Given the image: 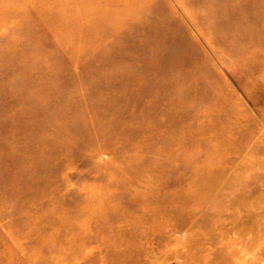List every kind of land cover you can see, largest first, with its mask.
<instances>
[{
  "label": "rangeland",
  "instance_id": "obj_1",
  "mask_svg": "<svg viewBox=\"0 0 264 264\" xmlns=\"http://www.w3.org/2000/svg\"><path fill=\"white\" fill-rule=\"evenodd\" d=\"M166 39L178 49L167 60ZM213 108L225 113L219 121L208 118ZM101 125L105 134L115 126L108 138ZM230 131L239 149L227 146L220 153L228 158L210 160L229 189L192 199L194 159L207 158ZM49 146L57 149L44 151ZM0 158V190L44 179L49 217L75 213L67 228L81 245L75 258L59 257L55 239L39 235L40 212L31 209L46 196L30 195L31 209L15 220L14 198H0V237H11L0 246V264H34L24 261L39 255L54 256L53 264H113L107 252L122 223L120 205L128 209L125 224L127 215H155L142 225L141 263L191 264L175 242L201 220L210 233L194 264H264V178L252 168L242 183L230 181L248 160L264 173V0H0ZM129 182L156 184L172 208L184 198L192 210L186 227L163 225L155 186L145 202L147 188L120 194ZM242 193L257 205L245 223L263 229L259 239L205 217L216 200ZM150 226L159 229L151 234ZM43 228L61 229L54 221Z\"/></svg>",
  "mask_w": 264,
  "mask_h": 264
},
{
  "label": "bare ground",
  "instance_id": "obj_2",
  "mask_svg": "<svg viewBox=\"0 0 264 264\" xmlns=\"http://www.w3.org/2000/svg\"><path fill=\"white\" fill-rule=\"evenodd\" d=\"M170 42H168L167 44V39L165 40V47L167 49V54H166V60L171 56V50H175L178 51V49H176V47L173 44H170ZM119 85L120 87H124V84L122 83V81H119ZM210 112V113H209ZM209 117L210 120L213 121H219L222 117H223V111L219 108H213L211 111H209ZM118 122H115V124H117ZM233 126H229V129L232 128ZM100 128V133L103 130V134L102 137L104 138H108V135L110 134V130H114L115 126H111L110 130L108 131V133L105 134V131L107 129L104 128L102 125L99 127ZM108 134V135H107ZM234 135L233 133L230 132H225L222 133L220 135V137L218 138V140L214 143V149L210 152V155L207 156V158H203V157H197V161L196 159L194 163V175L192 177V185L190 186V188L188 189L190 192V196L192 197V199H199V195L200 193H205L208 194L209 191H211V189L221 185L223 186V189L228 190L229 186L231 185H227L225 186L224 182H222L224 176H223V170L220 168H211L210 166V160H212V158H214V156H222L224 159L228 158L227 155H221V151L222 148H225L227 146H231L233 148V150H238L240 144H238L235 140H234ZM231 147H229L231 149ZM49 146L48 148L44 147V151H55L57 148ZM54 149V150H53ZM217 149V150H216ZM14 151V150H13ZM43 150L41 151V153L43 152V154L45 153ZM216 151H218L220 153V155L216 154ZM16 152V151H14ZM227 152V151H226ZM224 151V153H226ZM52 154V153H51ZM76 154H81L80 150H76V153L74 151V155ZM227 154H229V152H227ZM1 159V158H0ZM78 160V159H77ZM3 162V161H1ZM263 165V164H261ZM264 166V165H263ZM261 166V168L263 167ZM259 167V162L257 161V163L255 164L254 161L248 160V162L245 164V166H240L237 167L235 169V174H233V176L231 175L230 181L231 182H238V183H242V179L245 177V172L246 170L249 172L252 170V175L256 176L258 181H261L262 178H264V173H256V169ZM262 170V169H261ZM264 170V169H263ZM262 170V171H263ZM37 172H39L37 170ZM135 172V170H134ZM264 172V171H263ZM40 173V172H39ZM36 174V172H35ZM44 174V173H43ZM36 184H34V186L32 185V188H28L27 185H25L24 180L25 179H20L17 180V184H14L11 190L9 189H1L0 190V198L1 199H13V206L11 207L10 210H8V212L11 214H9L12 218L17 219L16 214H20L22 210L24 209H31V206H29L27 204V199L30 195L32 194H36L37 196H46V201H42L39 205L40 207L37 206H33V208L31 210H36L39 211L40 214L37 215L39 217H37V222L40 225L38 227V231H39V235L42 236V239H47L48 241L50 239H55L58 248L60 249V255H58L59 257H63L65 256L66 258H72V257H76V253H77V249H79L81 247L80 244H78V240L79 237L76 234V230L75 229H68L67 228V222L69 219H71L72 216V220L75 219V217H77V215L74 213L69 214L67 217H62L61 219H56V218H50L47 211L53 210V206L51 205L52 203L50 202L48 196L47 195V189H48V183L44 180V179H40L38 176L36 177ZM156 180L158 179H154L153 181L156 182ZM221 182V183H220ZM153 183V182H152ZM121 184V183H120ZM134 183L130 184L127 183L128 187H124L123 190H121L119 193L120 194H124V192L127 191H132V190H142L144 188L147 192L143 195L144 197L142 198L145 202V199L147 197V194L150 190V194H153L154 191L152 190V187L155 186V191L157 192V186L156 184L153 183H147L145 184L146 186H144L142 184L141 188H139L137 185L136 187L133 185ZM152 185V187H151ZM50 192L52 191L51 189H49ZM59 191V189H58ZM155 192V193H156ZM57 193V191L55 192V194ZM248 193V192H247ZM15 196H14V195ZM148 194V195H150ZM193 194V195H192ZM243 195H237L233 198L234 201L231 202H220L218 203L217 200L214 203V205H212V209L210 211V213L205 216L206 218H210L213 221H215L217 223V225H220L221 222H225V224L230 223V224H234L235 226H239L238 229H236L237 233H243V234H247V237H250V239H253V237H257L258 239L261 236V232H262V228H259L258 226H256L255 228H246L247 223L246 219L252 217V219H255V215H256V208L257 205L256 203L251 204L248 200V198H250L248 196V194L246 193H242ZM28 195V196H27ZM13 197V198H12ZM148 200H152L153 197L151 198H147ZM157 199V200H156ZM160 199V201H159ZM158 203V210L159 213H163L165 216L162 217V222L163 225L166 223L170 225V227L174 224V227L177 228L176 230L178 232L179 229L181 230V228L186 227V221L189 219L188 215L189 213L192 211L191 208H183L185 205L184 202V198L181 199L178 202H175L176 205L174 208H172V205H169L170 202V196L168 194H166L165 192L163 193L162 191L157 192L155 194V199ZM123 202L122 198L118 200V205L119 203ZM155 202V201H152ZM151 202V203H152ZM50 205V207H49ZM123 206V211H119L117 210V217L119 220L122 221V223L119 225V228L117 229V237L114 240V251H108L107 255H108V259L112 260L113 264H151L149 263H141V258H143L144 255H147L146 251H144L141 248L140 242L142 239V225L147 222L148 220H152L155 218V215H150V214H144L141 216H133L132 215H127L126 220V224L125 219L123 217L124 213L126 211H128V209L126 208L125 205H120ZM13 209V210H12ZM126 209V210H125ZM116 212V211H115ZM160 213V214H161ZM233 213L234 216H233ZM159 217V216H158ZM76 220V219H75ZM147 220V221H146ZM161 220V218H160ZM48 221H54L56 222L57 225H59V227L61 228L59 230V232L54 233V232H49L46 231L43 226L45 225L46 222ZM206 221H201L199 220L198 223L193 224L195 225V227L193 228L192 226L189 227L191 229V233L187 236H185L183 239H180L179 236H177L176 238V242L175 244H184V252L182 254V259L186 260V263H189L188 261H190L191 264H194V262H196V259H199V254L202 253V251L206 248V238H208L209 236V231L210 230V226H207V224L205 223ZM227 222V223H226ZM124 224V225H122ZM216 225V224H215ZM214 225V226H215ZM67 228V230H66ZM159 228H154V226H150L147 229V232L154 234V232H156ZM160 230H162V228H160ZM234 230V229H233ZM193 231H197V233L193 234ZM126 233H129L128 236H125ZM1 235V234H0ZM152 236V235H151ZM156 235H153V237H155ZM2 238V237H0ZM9 238V239H8ZM14 237H12L13 239ZM38 239V238H37ZM155 238L149 239V240H154ZM161 239V238H159ZM8 240H11V237L5 235L2 240H0V246H4L5 243H9ZM33 241V240H32ZM181 241V242H180ZM205 241V242H204ZM45 242V241H44ZM43 242V243H44ZM167 244V243H164ZM9 245V244H8ZM157 247V249H161L163 247V243L160 245L155 246L153 244L150 243V248H154ZM64 248L67 250L66 253H64ZM2 248H0L1 250ZM5 250V248L3 249ZM36 256L35 258H29V260H25L24 262H32L34 264H53L55 257L54 256H46V257H40ZM39 257V258H38ZM38 258V259H37ZM14 260H16V258H13ZM190 259H192L193 261H191ZM3 260V259H2ZM0 262H2L0 260ZM204 263V262H203ZM2 264V263H1ZM10 264H14V261H12ZM204 264H211L209 262H205Z\"/></svg>",
  "mask_w": 264,
  "mask_h": 264
}]
</instances>
